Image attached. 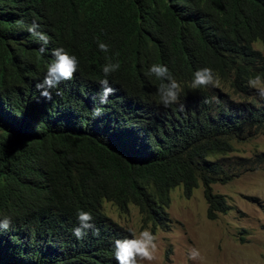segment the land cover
Segmentation results:
<instances>
[{
    "label": "trees",
    "instance_id": "16d2710c",
    "mask_svg": "<svg viewBox=\"0 0 264 264\" xmlns=\"http://www.w3.org/2000/svg\"><path fill=\"white\" fill-rule=\"evenodd\" d=\"M45 1L71 23L58 46L79 42L91 53L58 105L39 99L29 77L46 74L48 56L0 40V218H11L0 231V264H118L114 241L131 234L103 201L122 211L135 204L146 225L168 230L170 190L188 197L201 186L207 217L227 213L212 185L264 165V152L232 154L264 131V97L248 86L264 77V54L253 47H264V0ZM8 2L0 0V22L11 19ZM106 58L121 65V91L100 105L96 74L84 77ZM153 63L180 83L183 111L159 103L161 81L145 75ZM204 67L220 86L194 90ZM98 106L103 114L93 117ZM81 209L93 213L99 236L73 235Z\"/></svg>",
    "mask_w": 264,
    "mask_h": 264
},
{
    "label": "clouds",
    "instance_id": "9594fccd",
    "mask_svg": "<svg viewBox=\"0 0 264 264\" xmlns=\"http://www.w3.org/2000/svg\"><path fill=\"white\" fill-rule=\"evenodd\" d=\"M6 10V14L8 12L11 14V19L0 22V40L10 50L21 46L29 51L40 52L48 56L46 74L39 77L34 70H31L32 75L30 74L29 77L39 99L52 100L53 97H56L59 105L61 102L59 98L71 87L70 84L79 70V64L89 57L91 51L79 42L68 46H58L62 37L66 36L71 23H68L67 18H62L60 11L52 2L9 0ZM97 43L101 51L109 52L110 46L107 43L101 41ZM120 67L118 61L113 62L111 58H106L97 64L93 73H87L84 77L85 80L96 74L94 81L100 105H106L113 97L120 96L121 88L114 77V73L119 71ZM145 75L154 76L161 81L158 87L159 103L165 107L178 104L180 110H184V104L180 103L181 85L167 65L153 63ZM209 86H220L219 76L214 73L213 69L204 67L195 71L191 88L195 90ZM248 86L256 89L260 96L264 97V77L259 74L249 77ZM103 111L102 107H95L92 113L93 117L102 115ZM76 215L79 226L73 229V235L77 239L82 240L88 230H93V234L99 236L100 230L95 226V217L92 212L81 209L77 211ZM10 227V217L0 218V231ZM157 241L158 235L154 234L150 228L143 229L139 235L132 232L130 238L114 241L115 259L118 264H142L145 261L151 264L157 257ZM189 257L196 264H202L204 259L197 247H192L189 250Z\"/></svg>",
    "mask_w": 264,
    "mask_h": 264
},
{
    "label": "rangeland",
    "instance_id": "374dc122",
    "mask_svg": "<svg viewBox=\"0 0 264 264\" xmlns=\"http://www.w3.org/2000/svg\"><path fill=\"white\" fill-rule=\"evenodd\" d=\"M253 46L264 53L260 43ZM236 148L233 155L250 159L264 152V131L237 143ZM212 188L225 196L231 206L227 213L209 219L203 188H195L187 197L178 186L169 194L168 230H153L151 224L146 225L135 204L122 211L104 201L102 211L131 235H139L145 228L158 235L157 257L151 264H196L189 257L192 247L200 249L202 264H264V165L247 170L226 184H213Z\"/></svg>",
    "mask_w": 264,
    "mask_h": 264
}]
</instances>
